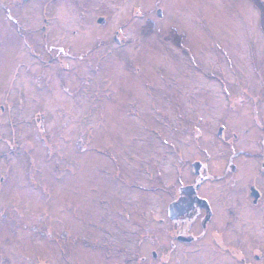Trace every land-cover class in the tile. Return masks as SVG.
<instances>
[{
	"label": "rangeland",
	"instance_id": "rangeland-1",
	"mask_svg": "<svg viewBox=\"0 0 264 264\" xmlns=\"http://www.w3.org/2000/svg\"><path fill=\"white\" fill-rule=\"evenodd\" d=\"M257 1L264 6V0ZM6 3L7 19L0 10V264H95L83 255L98 251L80 240L85 207H98L103 195L133 194L120 185H111L106 193L108 172L115 170L107 155H120L121 169L135 180L149 181L140 174L156 167L174 184L177 156L172 145L177 143L169 136L159 139L176 133L173 121L165 124L162 113L163 72L181 79L185 94L197 92L201 100L211 90L223 100L221 82L198 71L231 70L226 76L230 91L242 95L247 89L264 100L258 75L261 71L264 76L263 13L255 0ZM100 18L105 21L99 23ZM238 70L247 83L241 78L236 86ZM241 100L244 106L234 114L241 119L233 118L226 131L230 137L231 131L240 134L254 125L251 99ZM167 111L174 116V109ZM224 112L219 104L214 117L198 126L203 132L200 155L204 158L203 151L210 149L209 174L215 182L224 180L218 155L227 146L216 137L225 124ZM262 138L264 132L255 129L234 145L259 151ZM187 141L184 180L189 179L186 161L194 151ZM128 143L134 155L129 166L121 155ZM141 195L134 196L141 199L136 212L147 206ZM161 207L148 205L156 217ZM205 244L188 250L208 262L211 243Z\"/></svg>",
	"mask_w": 264,
	"mask_h": 264
},
{
	"label": "flooded vegetation",
	"instance_id": "flooded-vegetation-1",
	"mask_svg": "<svg viewBox=\"0 0 264 264\" xmlns=\"http://www.w3.org/2000/svg\"><path fill=\"white\" fill-rule=\"evenodd\" d=\"M6 8V0H0V10L5 19L8 16ZM115 40L119 43L118 38ZM191 60L199 67L196 58ZM167 72L165 69L162 77V113L165 124L173 121L176 133L161 134L159 139L167 141L165 136H169L177 143L172 145L177 156V179L173 184L161 177L159 168L146 167L140 175L152 179L135 180L121 169L120 155H107L115 170L107 173L111 180H107L104 187L106 193H109L107 189L111 185L113 189L114 185H120L133 194L130 197L112 195L111 198L103 195L95 203L98 207L93 210L85 207L86 218L81 226L83 234L80 240L98 252H85L83 256L95 264H264V139L260 141L259 151L246 145L242 148L234 145V140L238 141L241 136L246 138L255 129L264 132L263 97L261 94H249L247 89L242 95L231 92V81L226 77L231 70H221L222 74H219V70L213 67L198 72L221 82L220 92L224 99H217L213 91L207 90L200 100L197 92L185 94L182 80L177 76L169 78ZM258 75L263 83V73L259 71ZM236 77V86L243 80L247 83L246 74L239 72ZM18 89L22 90L21 87ZM262 90L264 92V86ZM242 98L252 101L249 111L254 125L240 134L231 131L230 137L226 131L233 118L234 122L241 119L234 114L244 106ZM198 101H203L201 106ZM219 104L225 108L221 117L225 124L218 127L216 137L223 138L227 146L223 155H218L223 158V182L210 180V149L205 148L204 158H201L199 150L203 132L198 126L203 121L206 125L214 117L213 111ZM169 108L174 109L173 117L167 111ZM185 138L188 140L186 144L194 146L192 159L186 161L190 170L187 180H184ZM130 146L133 145L128 143L121 153L128 158L127 166L134 161ZM253 160H258V164L248 165ZM215 190H219L220 195L216 196ZM136 193L144 197L147 205L144 211L136 212V202L141 204L138 202L141 199L134 197ZM152 195H155L154 199ZM152 202L162 205L161 216H154L148 209ZM200 243H206V247L211 243L208 262L194 256L196 251L188 250Z\"/></svg>",
	"mask_w": 264,
	"mask_h": 264
},
{
	"label": "trees",
	"instance_id": "trees-1",
	"mask_svg": "<svg viewBox=\"0 0 264 264\" xmlns=\"http://www.w3.org/2000/svg\"><path fill=\"white\" fill-rule=\"evenodd\" d=\"M255 2H256V4H257V7H259L260 9H261V11H262V13H263V17H264V6H263V4L261 3H259L257 0H255ZM259 5V6H258Z\"/></svg>",
	"mask_w": 264,
	"mask_h": 264
},
{
	"label": "water",
	"instance_id": "water-1",
	"mask_svg": "<svg viewBox=\"0 0 264 264\" xmlns=\"http://www.w3.org/2000/svg\"><path fill=\"white\" fill-rule=\"evenodd\" d=\"M158 16H162V11L161 10H158ZM105 20H104V18H100L99 20H98V22L99 23H103ZM115 38H117V37H115Z\"/></svg>",
	"mask_w": 264,
	"mask_h": 264
}]
</instances>
